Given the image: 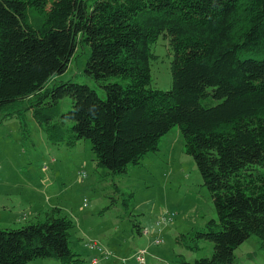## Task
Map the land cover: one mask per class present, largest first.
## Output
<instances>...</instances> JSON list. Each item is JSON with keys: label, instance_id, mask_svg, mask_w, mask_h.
<instances>
[{"label": "trees", "instance_id": "16d2710c", "mask_svg": "<svg viewBox=\"0 0 264 264\" xmlns=\"http://www.w3.org/2000/svg\"><path fill=\"white\" fill-rule=\"evenodd\" d=\"M160 36L173 52L168 89L151 85ZM78 47L89 48L85 72L103 95L84 81L47 85ZM29 110L53 143L90 139L103 175L139 163L178 124L218 212L176 237L193 250L212 240L211 255L181 262L233 264L250 235L264 242V0H0V122L16 116L26 138ZM74 225L56 205L0 226V264H82Z\"/></svg>", "mask_w": 264, "mask_h": 264}, {"label": "rangeland", "instance_id": "374dc122", "mask_svg": "<svg viewBox=\"0 0 264 264\" xmlns=\"http://www.w3.org/2000/svg\"><path fill=\"white\" fill-rule=\"evenodd\" d=\"M151 49L157 54L150 64L151 85L168 89L172 85L173 52L163 36ZM86 51L89 48L78 47L67 68L52 76L47 85L61 80L84 81L103 95L99 83L85 72ZM217 101L213 97L202 99L206 105ZM58 104L65 111L71 107L72 97L66 95ZM26 117L30 128L26 138L16 116L0 122V226L17 227L34 219L36 203L42 205L44 199L50 202L46 208L58 205L73 218L70 245L84 258L82 264H89L92 256L84 246L88 240L112 251L107 257L99 255L97 264H122V256L129 264H138L135 253L142 247L148 250L146 264H185L180 254L188 261L211 255L212 240L202 239L201 247L194 250L176 240L180 233L202 228L210 218L218 219L210 190L186 150L178 124L162 135L158 149L146 153L139 163H130L125 172L103 175L90 139L82 138L73 146L53 143L31 110ZM255 171L264 174V164ZM165 211L173 213V220L162 226L163 242L156 243L153 232L141 233L138 228L156 227ZM235 253L233 264H264V242L256 234L242 242ZM28 264L60 262L38 257Z\"/></svg>", "mask_w": 264, "mask_h": 264}, {"label": "built area", "instance_id": "2783aa9c", "mask_svg": "<svg viewBox=\"0 0 264 264\" xmlns=\"http://www.w3.org/2000/svg\"><path fill=\"white\" fill-rule=\"evenodd\" d=\"M84 175H85V172H84L82 178L84 177ZM86 201H87L86 198H84V202H86ZM172 220H173V213L172 212L170 213L168 211H165L157 219V221H156V227L154 226L152 229H150L148 227H144L142 229V227H141V233L148 234L150 232H155V230L157 229L158 232H157L156 235H154L155 236L154 237V242H156V243H162L163 242V237L160 235V233L162 231V226L164 224L170 223ZM157 225L159 226L158 228H157ZM84 246L87 247V249L89 251L95 252V254L93 256H91L90 264H97L98 261H99V257H100L99 255H102V256L107 257V256H109V255L112 254V251L110 249L106 248L104 245L100 244L96 240H88V241H86L84 243ZM147 253H148V250L145 247L139 248L136 251L135 257L137 259V263L138 264H146V255H147ZM120 259H121L122 264H129L128 263V260H127V257L122 256Z\"/></svg>", "mask_w": 264, "mask_h": 264}, {"label": "crops", "instance_id": "0c3cea01", "mask_svg": "<svg viewBox=\"0 0 264 264\" xmlns=\"http://www.w3.org/2000/svg\"><path fill=\"white\" fill-rule=\"evenodd\" d=\"M43 168L45 169H47L48 167L46 166V165H44L43 166ZM48 203H50L49 202V200H44L43 199V201H42V205H41V203L40 202H37L36 203V206H35V209L33 210V213L35 212V215H34V217L36 216V215H38V214H41V213H43L46 209H49V208H51V207H49V208H46L45 206H49L48 205ZM53 206H56V205H53ZM52 206V207H53ZM46 208V209H45ZM26 215L27 214H25V217H26ZM22 216H23V214H22ZM24 217V218H25ZM154 227V226H153ZM157 229L155 230V232H153L154 233V235H156L157 234ZM92 252V256L95 254V252H93V251H91ZM90 264V263H89Z\"/></svg>", "mask_w": 264, "mask_h": 264}]
</instances>
